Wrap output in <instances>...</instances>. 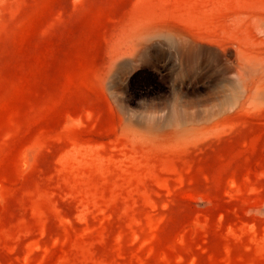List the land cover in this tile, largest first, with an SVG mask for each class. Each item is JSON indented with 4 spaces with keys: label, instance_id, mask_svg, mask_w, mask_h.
Returning a JSON list of instances; mask_svg holds the SVG:
<instances>
[{
    "label": "rangeland",
    "instance_id": "obj_1",
    "mask_svg": "<svg viewBox=\"0 0 264 264\" xmlns=\"http://www.w3.org/2000/svg\"><path fill=\"white\" fill-rule=\"evenodd\" d=\"M0 264H264V0H0Z\"/></svg>",
    "mask_w": 264,
    "mask_h": 264
}]
</instances>
